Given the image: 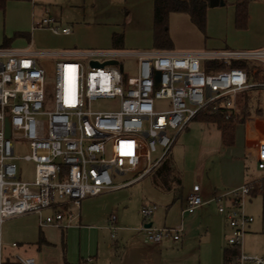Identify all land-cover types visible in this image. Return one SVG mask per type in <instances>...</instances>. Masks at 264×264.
<instances>
[{
	"label": "built area",
	"instance_id": "built-area-1",
	"mask_svg": "<svg viewBox=\"0 0 264 264\" xmlns=\"http://www.w3.org/2000/svg\"><path fill=\"white\" fill-rule=\"evenodd\" d=\"M55 23L51 17L42 18L33 29L70 35V29L60 31ZM42 57L57 54L0 48V227L29 215L37 216L41 229L66 231L77 226L83 200L123 189L157 172L180 135L201 115L221 113L246 125L250 132L255 129L256 117L239 109V96L264 92V49L86 51L54 62L52 71L40 66ZM126 57L136 61L133 76L124 73L122 59ZM111 61L117 65L106 64ZM93 62L100 66H92ZM51 75L50 87L47 76ZM99 100L115 107L94 111L92 103ZM22 144L29 151L21 157L16 147ZM16 161L34 164L32 181L18 179ZM257 163L264 173V140L258 146ZM127 174L136 176L115 184ZM254 189L249 184L220 196L224 203L218 211L231 229L228 246L238 251L233 264H264V257L242 252L254 221L245 212ZM204 204L200 187L193 186L188 209ZM157 209L149 205L141 210L146 240L155 245L165 239L180 241L182 227L147 226ZM111 221L115 237L117 217ZM14 259L16 264H36L31 257L15 255ZM0 264H4L1 249Z\"/></svg>",
	"mask_w": 264,
	"mask_h": 264
},
{
	"label": "rangeland",
	"instance_id": "rangeland-1",
	"mask_svg": "<svg viewBox=\"0 0 264 264\" xmlns=\"http://www.w3.org/2000/svg\"><path fill=\"white\" fill-rule=\"evenodd\" d=\"M235 3L236 0H221L218 6H209L205 31L194 26L186 14H172L169 19V35L174 50L231 51L235 43L245 37L250 38L253 35V27H237ZM263 7L264 0H251L249 12L257 15ZM50 17L56 21L55 26L60 31L64 28L70 29V35H56L46 28L33 29L35 22ZM152 25L153 0H10L5 9L0 10V48L26 47L36 52L56 53L76 45L78 49L87 51L111 50L114 49L111 45V35L113 32H121L124 35V44L115 50L151 51L157 50L154 47ZM56 61H60V58L42 57L39 64L52 71ZM122 62L124 73L135 75V59L126 57ZM53 82L52 75L47 76L48 86H53ZM257 102L264 105V92L261 96H256L252 91L243 93L239 96V109H246V112L249 111L255 117L260 116L253 111ZM160 104L163 106L165 103ZM114 107V103L105 100L92 103L94 111H109ZM243 144V125L236 127L235 146L225 147L220 132L199 117L180 135L167 160L172 161L180 176H183L184 171L187 173L188 185L192 186L195 172L198 171V182L211 180L218 183L226 193L235 189L230 186L242 177L248 167V179L255 175L262 177L263 172L258 169L257 164H250L245 160ZM28 151L26 145L16 147V153L21 157ZM16 165L20 181L33 180V163L16 161ZM156 173L117 192L83 200L81 213L84 224L92 226L93 235L104 234L100 227L112 214H125L128 218L127 227L139 225L141 228L144 221L141 210L144 204L154 202L157 207H163V197L170 193L156 185ZM135 176L136 174H127L117 178L115 184L119 185ZM263 182V178L254 182L255 187ZM245 212L255 218V223L262 224V197H248ZM43 230L54 246L47 248L42 245V229L39 228L37 217L34 215L6 221L1 227L2 241L5 246L19 243L27 247H43L37 264H63L67 261L78 263L82 256L86 258L85 249L89 242L87 235L81 240L73 229L68 233L58 229ZM246 240L244 238V244ZM102 255L108 258L109 252L104 251Z\"/></svg>",
	"mask_w": 264,
	"mask_h": 264
},
{
	"label": "crops",
	"instance_id": "crops-1",
	"mask_svg": "<svg viewBox=\"0 0 264 264\" xmlns=\"http://www.w3.org/2000/svg\"><path fill=\"white\" fill-rule=\"evenodd\" d=\"M248 27H253V35L250 38L245 37L246 39L244 38L243 40L235 43L231 51H252L257 49H264V7L260 11H258L257 15H254L252 11L249 12ZM17 49L27 48L22 47ZM86 51L87 50L84 49H78V46L75 45L74 47L60 50L55 54H57V57L61 60L65 58H76L78 53ZM172 51H175L174 48L172 49ZM197 51L206 50L177 52ZM262 94L263 93L261 92L255 95L261 96ZM253 111L256 112V114L260 115L256 117L255 129H253V131L250 132L247 126L244 124H238L236 127L240 125L244 126L243 151L245 160L250 164H257L258 167L257 150L260 142L264 140V116H262L264 115V105L262 106L259 102H257V105L254 107ZM211 125L214 126L213 124ZM214 127L216 128V126ZM234 146L235 142L232 146L225 147ZM249 171L250 168H246L242 177L237 181H234L230 188H240L245 185L254 184V182L262 178L264 179V173L262 174V177L255 175L251 176L250 179H248ZM186 175L187 173L184 171L183 176H180L182 182L180 199L174 200V192H169L170 195H168L167 197H163L165 198L163 207L158 206V209L151 220V224L157 228L182 227L183 235L180 241L165 239L160 244L155 245L149 243L146 240L139 225L130 227L126 226L128 218L125 216V214L110 215V217L106 218L104 224L100 227L101 230L104 231V234L93 235L92 226L84 224L83 213H81L80 219L77 221V226H74L70 229L76 230L77 232H75L76 234H78L79 239L81 240L82 237H85L87 235L89 242L88 246L85 249L86 258L82 256L81 260L78 263L67 261L63 264H84L87 259L92 260V263L90 264H225L224 253L227 248H230L228 246V238L231 235V229L228 226L226 217L218 211L219 206L224 203V201L220 200V196L225 194L222 190L223 188L218 183L212 182L211 180L205 179L201 182H198V171L195 172V179L192 186L188 185ZM195 185H198L200 187L201 196L203 197L205 204L197 209H188L187 197L191 193L192 188ZM119 190L113 192H117ZM252 197L256 196L251 195L249 198ZM149 205L156 204L154 202H149L144 204L143 206L145 207ZM226 205L228 209L231 207L228 202L226 203ZM112 216L117 217L116 226L118 230L115 237L112 236V231L110 229L112 225ZM253 219V223L247 230L246 234L248 235L245 236L247 240L245 244H243L242 252L248 255L264 257V218L262 224L255 223V218L253 217ZM1 227L0 243L2 247H0V249L3 253L4 264H16L14 259L15 255L34 258L37 264L38 257L42 255L43 247H27L24 244L19 243H17L18 247L16 248L11 246L13 243L5 246L2 241ZM43 229L56 228L46 227ZM43 229L41 231L42 245H45L47 248H49L50 246H54L55 244H53L51 240L46 238ZM70 229L62 232L68 233ZM69 236L70 234H68V237ZM104 251L105 253L107 251L109 252L108 258L103 257L104 255H102V253ZM54 264L61 263L57 262Z\"/></svg>",
	"mask_w": 264,
	"mask_h": 264
},
{
	"label": "trees",
	"instance_id": "trees-1",
	"mask_svg": "<svg viewBox=\"0 0 264 264\" xmlns=\"http://www.w3.org/2000/svg\"><path fill=\"white\" fill-rule=\"evenodd\" d=\"M10 0H0V10H4L7 2ZM251 0H236L235 15L237 27L245 29L248 25L249 3ZM210 0H153V39L154 47L157 50H172L173 42L169 35V19L172 14H186L191 23L205 31L207 11ZM112 47L119 49L124 44V35L121 32H113ZM233 66H243L240 63H234ZM246 113V109H241ZM202 121L213 124L221 133L224 146H232L235 142L236 126L240 124L237 121L228 119L224 114L201 115ZM156 185L159 189L174 192L175 199H180L182 182L181 177L174 164L166 160L163 166L156 173ZM255 186V183H254ZM252 196L260 195L262 197V208L264 218V182L256 185ZM238 251L227 248L224 253L225 264H233Z\"/></svg>",
	"mask_w": 264,
	"mask_h": 264
},
{
	"label": "water",
	"instance_id": "water-1",
	"mask_svg": "<svg viewBox=\"0 0 264 264\" xmlns=\"http://www.w3.org/2000/svg\"><path fill=\"white\" fill-rule=\"evenodd\" d=\"M220 4V0H210L209 2V6L210 7H215V6H218ZM107 65H117V62L116 61H111V62H107L106 63ZM92 66H100L99 64L93 62L92 63ZM5 134H6V137L9 138L10 137V127H9V124L6 122V125H5ZM152 224H148L147 226L150 227Z\"/></svg>",
	"mask_w": 264,
	"mask_h": 264
}]
</instances>
